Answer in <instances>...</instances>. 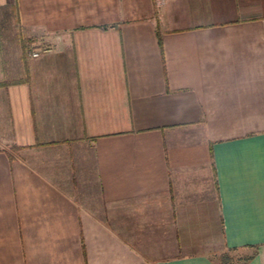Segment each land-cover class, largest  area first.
I'll return each instance as SVG.
<instances>
[{
  "label": "crops",
  "instance_id": "1",
  "mask_svg": "<svg viewBox=\"0 0 264 264\" xmlns=\"http://www.w3.org/2000/svg\"><path fill=\"white\" fill-rule=\"evenodd\" d=\"M220 246L264 264V0H0V264Z\"/></svg>",
  "mask_w": 264,
  "mask_h": 264
},
{
  "label": "rangeland",
  "instance_id": "2",
  "mask_svg": "<svg viewBox=\"0 0 264 264\" xmlns=\"http://www.w3.org/2000/svg\"><path fill=\"white\" fill-rule=\"evenodd\" d=\"M73 192L76 199H78L83 205L91 209L96 214L104 215L106 211L108 212V208L113 206V204H108L100 198L94 179L89 177V175L80 187L76 186L73 188ZM103 217H106V215ZM221 249L222 252H228V255L230 256V264L236 261L234 252L231 253V250L220 246V250Z\"/></svg>",
  "mask_w": 264,
  "mask_h": 264
},
{
  "label": "built area",
  "instance_id": "3",
  "mask_svg": "<svg viewBox=\"0 0 264 264\" xmlns=\"http://www.w3.org/2000/svg\"><path fill=\"white\" fill-rule=\"evenodd\" d=\"M47 48H48V46L45 43H42L41 41H38L36 43L29 42L28 43V48H27L26 51L30 55H36L39 50H46Z\"/></svg>",
  "mask_w": 264,
  "mask_h": 264
},
{
  "label": "trees",
  "instance_id": "4",
  "mask_svg": "<svg viewBox=\"0 0 264 264\" xmlns=\"http://www.w3.org/2000/svg\"><path fill=\"white\" fill-rule=\"evenodd\" d=\"M10 146H12V147H18V145H16V144H11ZM221 256H222V259H223L224 262H229L228 261V259H229L228 255L224 254V255H221ZM233 264H237V262H233Z\"/></svg>",
  "mask_w": 264,
  "mask_h": 264
}]
</instances>
